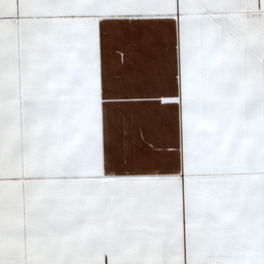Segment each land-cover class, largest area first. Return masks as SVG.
<instances>
[{"label":"crops","instance_id":"0c3cea01","mask_svg":"<svg viewBox=\"0 0 264 264\" xmlns=\"http://www.w3.org/2000/svg\"><path fill=\"white\" fill-rule=\"evenodd\" d=\"M177 7L175 0L152 8L0 0V264H56L69 258L92 264L161 259L166 264H264V0L184 8L196 21L230 15L243 24L227 35L190 26L183 43L182 95L188 98L193 126L213 139L217 151L216 159L199 169L196 182L223 188L222 221L210 215L195 245L186 249L179 226V179L167 184L144 180L130 187L150 204L164 203L174 212L164 244L96 232L86 247L71 249L45 234L47 213L60 200L93 190L116 192L90 178L99 172L98 156L93 161L51 143V121H87L98 131L101 40L106 75L129 86L141 83L142 53L130 49L129 37L153 27L142 17L174 16ZM105 17L115 19L101 29ZM54 55L57 86L63 89L55 98L46 84ZM135 106L158 107L148 98Z\"/></svg>","mask_w":264,"mask_h":264},{"label":"snow or ice","instance_id":"6c2138e0","mask_svg":"<svg viewBox=\"0 0 264 264\" xmlns=\"http://www.w3.org/2000/svg\"><path fill=\"white\" fill-rule=\"evenodd\" d=\"M43 3H112L124 7L152 8L163 0H41ZM174 16H146V25L129 37L130 49L142 53V82L129 86L114 82L105 70L103 40L99 52V128L94 123L63 117L54 118L47 130L51 143L61 150L76 151L95 160L99 172L90 178L99 187L112 186L116 192L101 195L97 190L83 197H66L47 213L45 234L71 249L86 247L93 234L104 232L120 239L136 236L141 241L162 245L174 226V212L166 204H150L130 187L132 182L150 180L167 184L179 179V226L186 249H191L200 236L203 224L211 218L223 219L224 190L220 186L197 184L198 171L217 157L211 137L205 139L190 120L187 100L182 95V54L186 31L202 25L227 35L242 29V22L225 15L211 21L193 20L184 11L186 5L205 3L238 4L240 0H175ZM114 17H105L100 28ZM102 35V33H101ZM82 55L86 61L87 37ZM170 53V56H169ZM55 55L53 71L47 86L53 98L63 94L57 86ZM145 98L158 107H136ZM162 98L169 102L161 103ZM147 129L148 134L145 130ZM159 145V146H157ZM2 179V165H0ZM174 207V206H173ZM56 264H92V261L69 258ZM109 264H112L109 261ZM127 264H166L163 259L133 260ZM186 264H193L187 260Z\"/></svg>","mask_w":264,"mask_h":264}]
</instances>
